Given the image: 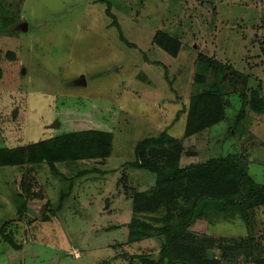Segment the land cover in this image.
I'll use <instances>...</instances> for the list:
<instances>
[{"label":"rangeland","instance_id":"374dc122","mask_svg":"<svg viewBox=\"0 0 264 264\" xmlns=\"http://www.w3.org/2000/svg\"><path fill=\"white\" fill-rule=\"evenodd\" d=\"M118 1L130 40L160 64L137 63L133 48L123 47L106 25L103 3L0 0V147L90 127L114 132L111 156L57 162L60 174L45 162L0 165V264H129L134 254L158 257L159 237L128 241L126 190L155 183V173L129 163L137 140L162 129L183 135L186 115L173 120L195 89L199 51L251 72V85L264 83V0ZM158 28L186 35L177 56L151 43ZM238 140L221 121L185 138L181 163L237 151ZM254 155L250 171L264 182V147ZM83 168L94 170L77 176ZM24 169L32 192H40L26 200L19 195ZM47 199L56 211L43 220ZM261 227L254 238L264 249ZM249 237L241 224L204 219L187 239L213 247L222 264H255ZM134 264L144 263L135 258Z\"/></svg>","mask_w":264,"mask_h":264},{"label":"trees","instance_id":"16d2710c","mask_svg":"<svg viewBox=\"0 0 264 264\" xmlns=\"http://www.w3.org/2000/svg\"><path fill=\"white\" fill-rule=\"evenodd\" d=\"M92 2L99 6L104 4L103 15L108 17L106 25L118 32L119 41L125 45L123 47L128 50L133 48L132 52L137 53V63L145 59L160 64L159 60L150 58L136 41L130 40L123 28L125 22L120 13L123 7L118 0ZM184 37L186 35L179 29L158 28L151 43L177 56L184 46ZM196 63L195 89L190 94L188 104H183L177 110L173 120L175 123L186 115L183 135L175 136L162 129L156 134L143 136L135 144V158L129 163L155 173V183L145 189L133 187L126 190L132 204V216L127 223L128 241L157 236L161 240V248L158 257L148 253L134 254L129 264H134L135 258L144 264H222V255L218 256L213 247L191 243L187 237L199 220H230L235 215L240 216L250 235L253 261L264 264V249H260V244H255L254 238L259 213L264 206V183L252 175L247 149L210 156L203 161L181 163L185 138L221 121L226 120L228 133L238 135L240 140L246 131L244 120L249 111L264 113L263 81L259 79L257 84L251 85V72L202 51L198 52ZM165 76L173 87L174 80L170 78L167 66ZM238 101L239 109L235 115H231L229 109ZM113 150L114 132L90 127L24 144L1 146L0 165H16L23 169L30 164L45 162L60 174L62 172L57 162L103 161L112 155ZM92 170L94 168L80 169L77 176ZM21 183L23 190L18 194L25 200L30 193L40 195V192H32L25 169ZM55 211L52 201L47 199L42 219H51Z\"/></svg>","mask_w":264,"mask_h":264},{"label":"crops","instance_id":"0c3cea01","mask_svg":"<svg viewBox=\"0 0 264 264\" xmlns=\"http://www.w3.org/2000/svg\"><path fill=\"white\" fill-rule=\"evenodd\" d=\"M264 84V83H263ZM263 94H264V86H263ZM247 120L246 125V131H244L243 136L241 137L239 141L240 145L238 149L240 150L242 148H246L249 152V162H254L257 158H255V153L257 149L264 147V113H256L254 111H250L247 114V117L245 118ZM250 167V163H249ZM253 175V174H252ZM254 176V175H253ZM255 177V176H254ZM261 183H264L262 181H259ZM264 212V206L261 207L260 213ZM224 220H221V222ZM231 223L236 222L238 224H241L246 228L244 225L243 220L240 218V216H233L230 220ZM217 222V221H215ZM256 230H260L262 227L261 225L264 224V216L258 220ZM236 238V237H235ZM238 239V238H237Z\"/></svg>","mask_w":264,"mask_h":264},{"label":"water","instance_id":"95a60500","mask_svg":"<svg viewBox=\"0 0 264 264\" xmlns=\"http://www.w3.org/2000/svg\"><path fill=\"white\" fill-rule=\"evenodd\" d=\"M27 26V25H26Z\"/></svg>","mask_w":264,"mask_h":264}]
</instances>
